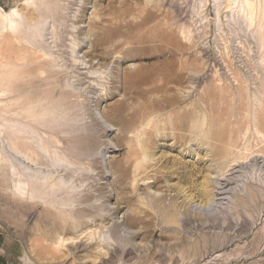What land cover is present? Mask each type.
I'll list each match as a JSON object with an SVG mask.
<instances>
[{
    "label": "rangeland",
    "instance_id": "obj_1",
    "mask_svg": "<svg viewBox=\"0 0 264 264\" xmlns=\"http://www.w3.org/2000/svg\"><path fill=\"white\" fill-rule=\"evenodd\" d=\"M0 264H264V0H0Z\"/></svg>",
    "mask_w": 264,
    "mask_h": 264
},
{
    "label": "bare ground",
    "instance_id": "obj_2",
    "mask_svg": "<svg viewBox=\"0 0 264 264\" xmlns=\"http://www.w3.org/2000/svg\"><path fill=\"white\" fill-rule=\"evenodd\" d=\"M88 209V208H87ZM90 220V219H89ZM92 221V220H91ZM78 223H79V221H78ZM83 223H85V222H83ZM76 224V223H75ZM81 223H79L78 225H80ZM82 226V225H81ZM77 227V226H76ZM74 228H75V226H74ZM74 228H72V229H74ZM79 228H81L80 226H79ZM76 229H78V228H76ZM76 229H75V231H76ZM58 230H59V233H62V232H66L67 231V229L65 228V227H58Z\"/></svg>",
    "mask_w": 264,
    "mask_h": 264
}]
</instances>
